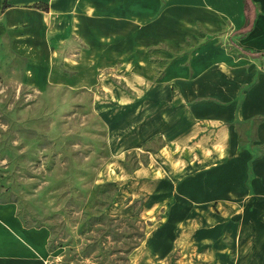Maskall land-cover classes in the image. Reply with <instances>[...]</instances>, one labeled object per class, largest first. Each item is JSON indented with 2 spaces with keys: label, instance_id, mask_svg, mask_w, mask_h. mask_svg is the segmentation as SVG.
Segmentation results:
<instances>
[{
  "label": "crops",
  "instance_id": "crops-1",
  "mask_svg": "<svg viewBox=\"0 0 264 264\" xmlns=\"http://www.w3.org/2000/svg\"><path fill=\"white\" fill-rule=\"evenodd\" d=\"M249 2L0 0V39L27 85L91 93L118 202L163 207L167 229L212 204L233 215L241 264H264V0ZM49 237L0 202V264H47Z\"/></svg>",
  "mask_w": 264,
  "mask_h": 264
},
{
  "label": "rangeland",
  "instance_id": "rangeland-1",
  "mask_svg": "<svg viewBox=\"0 0 264 264\" xmlns=\"http://www.w3.org/2000/svg\"><path fill=\"white\" fill-rule=\"evenodd\" d=\"M24 65L1 38L0 202L14 203L25 225L48 228L47 264H241L233 215L212 204L185 216L190 227L167 229L163 207L150 210L141 197L118 202L123 166L110 163L91 93L27 85ZM136 165L129 154L125 167Z\"/></svg>",
  "mask_w": 264,
  "mask_h": 264
},
{
  "label": "trees",
  "instance_id": "trees-1",
  "mask_svg": "<svg viewBox=\"0 0 264 264\" xmlns=\"http://www.w3.org/2000/svg\"><path fill=\"white\" fill-rule=\"evenodd\" d=\"M244 7L247 10L250 7V2L249 0H244ZM252 22L250 20H246L245 24L243 25L242 28H240L237 32L239 34H243L247 32L251 28Z\"/></svg>",
  "mask_w": 264,
  "mask_h": 264
}]
</instances>
